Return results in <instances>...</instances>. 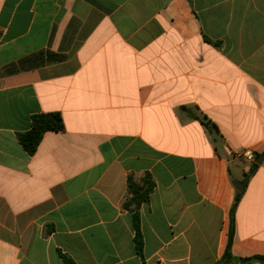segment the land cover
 Masks as SVG:
<instances>
[{
    "label": "crops",
    "instance_id": "1",
    "mask_svg": "<svg viewBox=\"0 0 264 264\" xmlns=\"http://www.w3.org/2000/svg\"><path fill=\"white\" fill-rule=\"evenodd\" d=\"M54 112L29 155L18 135ZM247 152L264 0H0V264H264V161L231 230ZM146 176L141 257L124 204Z\"/></svg>",
    "mask_w": 264,
    "mask_h": 264
},
{
    "label": "trees",
    "instance_id": "2",
    "mask_svg": "<svg viewBox=\"0 0 264 264\" xmlns=\"http://www.w3.org/2000/svg\"><path fill=\"white\" fill-rule=\"evenodd\" d=\"M63 129H64V123L59 113L54 112L47 114H37L32 117L30 130L25 133L19 134L18 140L22 145V147L24 148V150L29 155H33L36 152L45 133L58 132V131H62ZM260 157L261 156H257L256 160L252 163L251 169L249 173L246 174L244 180L235 185L236 197L232 208V228H231L232 231H233V212L241 200L242 194L245 191L250 176L254 174L257 168L259 167L256 161ZM153 188H154V182L149 178V176H146L141 184L130 181L128 186V192L130 197L128 198V201L124 204V207L126 209L128 210L133 209L135 211L134 214V226L136 231L135 244H136V251L138 255H140L141 257L143 256L144 242L140 230V219L137 210L140 208L142 203L149 201ZM232 231L230 232V240L232 238L231 237ZM61 257L65 264H76L70 257L64 254H61ZM257 259L264 260V258L261 257Z\"/></svg>",
    "mask_w": 264,
    "mask_h": 264
},
{
    "label": "built area",
    "instance_id": "3",
    "mask_svg": "<svg viewBox=\"0 0 264 264\" xmlns=\"http://www.w3.org/2000/svg\"><path fill=\"white\" fill-rule=\"evenodd\" d=\"M244 157L249 162H254L256 160V157H255V155L252 152L245 153Z\"/></svg>",
    "mask_w": 264,
    "mask_h": 264
},
{
    "label": "water",
    "instance_id": "4",
    "mask_svg": "<svg viewBox=\"0 0 264 264\" xmlns=\"http://www.w3.org/2000/svg\"><path fill=\"white\" fill-rule=\"evenodd\" d=\"M263 161H264V155H263L261 158H259V159L256 161V163H257L258 165H260V164H262Z\"/></svg>",
    "mask_w": 264,
    "mask_h": 264
}]
</instances>
